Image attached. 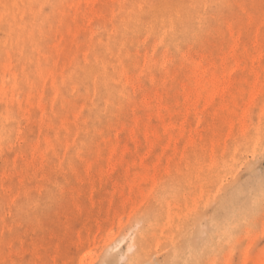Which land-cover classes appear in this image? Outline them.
<instances>
[{
  "label": "rangeland",
  "instance_id": "374dc122",
  "mask_svg": "<svg viewBox=\"0 0 264 264\" xmlns=\"http://www.w3.org/2000/svg\"><path fill=\"white\" fill-rule=\"evenodd\" d=\"M138 8L181 9L182 35L134 27ZM196 73L210 84L183 103ZM230 110L224 151L182 148L180 121L202 134ZM136 122L173 144L145 152ZM116 142L163 157L135 198L106 168ZM0 189V264H126L139 234L154 263L264 264V0H0Z\"/></svg>",
  "mask_w": 264,
  "mask_h": 264
},
{
  "label": "bare ground",
  "instance_id": "6f19581e",
  "mask_svg": "<svg viewBox=\"0 0 264 264\" xmlns=\"http://www.w3.org/2000/svg\"><path fill=\"white\" fill-rule=\"evenodd\" d=\"M10 4V3H9ZM139 12L142 16L140 19L134 20V27H146L151 23H164L165 28L160 29L161 37H165L168 34L181 36L182 32H179L177 29H175L173 26L175 23L179 22L181 19L187 17L185 12H182L181 9H173L169 10L168 15H165V17L161 19H157L155 16L147 17L148 14L145 12L144 8H138ZM178 31V33L176 32ZM228 39L231 40V48L233 50H237L238 44L236 41V35L234 31H231V29H228ZM229 40V43H230ZM103 62V59H97L96 63L101 64ZM194 68H197L198 72L204 71L208 68H216L214 64L208 63L204 65L202 62H198ZM210 84V80L203 81L198 73H196V77L190 81V86L193 88L191 89H185L183 92V100L185 103L188 100H199L201 98L202 90L204 89V85ZM162 109L159 111V116L162 115ZM185 115L190 114L191 110H184ZM228 115L230 116V120L227 121L226 125L220 127H211L207 131H205L202 134H197L194 132L189 133L187 130L184 129L185 122L180 121L179 123V130H180V140L184 142V146L182 148H189L193 145H196L195 140L197 138L200 140L202 144H208L211 143L208 146H205V149L209 150L210 152H222L224 151V148L222 146V143L230 138L231 132L237 128V126L240 124V120L235 116L234 111L230 110L228 112ZM182 117V116H181ZM162 118V117H160ZM173 118H178V114L175 115ZM147 120L150 121L151 117H147ZM162 120V119H161ZM234 120V121H233ZM164 121V120H162ZM169 124H172L171 121H169ZM168 123L163 122L159 128L158 131L152 132L151 129L146 128L144 125H142L140 122H136L135 125L132 127V129L129 131V134L134 135L138 132L141 133L142 136H144V142H142L141 145L145 147V152L148 153L149 149L148 147L152 146L153 144H159L160 148L162 150H166L169 148L170 145L173 144V141H171V138H168L166 142L164 143V147H162V142H160L161 135L163 134L169 127ZM188 136V137H185ZM204 136H208L210 141H204L202 142L201 139L204 138ZM173 138V137H172ZM159 139V140H158ZM159 142V143H157ZM46 151L52 152L53 148L50 146H46ZM130 151H127L126 148L120 146L117 142L114 143L109 152V158L105 161L106 168L110 170L111 172H117L116 177L118 180V188L122 193L124 194V197H132L135 198L132 194V190L139 185L146 183L149 179V174L151 173V170L154 171L156 168L159 167L163 157L159 156L154 160H149L150 155L147 156H140V155H131L129 154ZM114 155H116L114 157ZM130 170H138L136 175L132 178ZM0 192L3 194L5 191L3 189H0ZM172 212H169L165 217H163L160 221L158 226L155 227V230L152 232L154 238L162 245L163 248H170L171 247V240L170 238L164 233L166 229H168L172 225ZM179 217H182L179 215ZM181 229V228H180ZM179 230V229H178ZM136 245L139 246V249L137 252L133 253L128 257V260L126 264H178V262L175 261L173 256L170 258V262H164V263H154L152 262L147 255L148 249L150 248V245L146 241V238L144 235L139 234L137 239L134 241ZM103 262H106L103 260Z\"/></svg>",
  "mask_w": 264,
  "mask_h": 264
}]
</instances>
